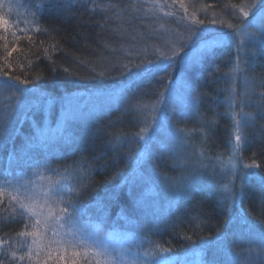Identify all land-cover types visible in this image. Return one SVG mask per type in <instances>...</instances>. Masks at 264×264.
<instances>
[{
  "label": "trees",
  "instance_id": "1",
  "mask_svg": "<svg viewBox=\"0 0 264 264\" xmlns=\"http://www.w3.org/2000/svg\"><path fill=\"white\" fill-rule=\"evenodd\" d=\"M176 1L204 10L210 16L206 23H211L214 17L226 19L249 0H55L67 7L43 8L39 6L52 5L53 0H0V18L8 21L0 25V84L11 85L7 101L0 96V120H10L9 135L0 137V264H99L94 252L101 249V236L110 238L105 244L110 255H100L106 264L116 262L115 253L128 261L161 248L171 250L163 253L169 264H207L218 242L239 254L233 257L236 264H264L259 241L250 244L248 237L250 230L264 228V118L257 108L264 92V53L254 40L256 55L242 64L245 78L227 79L235 66L230 45L215 47L200 61L195 80L201 94L199 115L188 113L187 120L178 122L189 131L193 148L180 167H172L169 152L167 156L156 149L157 141L145 148L137 134L143 135L141 129L150 122L143 121L146 114L138 108H112L72 122L63 135H45L50 138L47 148L27 149L36 135L32 121L43 119L47 99L54 100L49 110H56L63 98L78 90L86 93L136 82V90L129 93L135 104L164 91L179 74L177 51L192 44L186 41L193 30L203 33L200 25L184 19ZM164 57H172L171 64ZM147 60L160 70L136 75L134 65ZM229 87L235 89V111H241L244 99L248 103L243 112L251 114L239 143L224 102ZM17 88L26 89L22 105L17 104ZM168 107L177 106L169 102ZM170 114L172 124L176 116L174 111ZM201 117L216 122L207 134L199 131L201 121H195ZM227 160L231 167L221 172L219 165ZM201 163L207 168L196 174L194 190L187 196L177 179L191 177ZM44 164L53 177L45 192L39 191L40 203L59 199L50 194L58 187L64 203L54 207L81 206L78 227L83 245L65 243L72 239L69 235H51V243H59L57 250L43 235L35 243L27 235L34 229L29 214H22L16 179ZM171 176L175 183L163 186L168 183L164 178ZM43 209L47 213V207ZM148 257L146 264H153Z\"/></svg>",
  "mask_w": 264,
  "mask_h": 264
},
{
  "label": "rangeland",
  "instance_id": "2",
  "mask_svg": "<svg viewBox=\"0 0 264 264\" xmlns=\"http://www.w3.org/2000/svg\"><path fill=\"white\" fill-rule=\"evenodd\" d=\"M176 2L177 4L175 5V8L184 12L185 14L184 19L187 18L190 21L195 22L197 23V25H200L202 27L203 33L201 34L199 33L200 35H206L207 33H216V32H224L231 34L230 40L227 41L225 44L230 45L234 48L235 66H234V70L227 72L226 74L227 79L233 81L239 75L241 78L242 77L245 78L242 71V64L245 62V60H247L246 58L249 59L252 53L255 52L252 44L253 39L250 36L243 34V32H241L240 35H235L233 29H229L227 25L229 23L233 25H237L241 20L247 19L246 17H244L243 14L244 11H248L249 12L248 18H251V12L253 11V9H251L249 5L251 4L252 0L247 1L246 3H244L243 6L239 7L238 9L231 10L229 16L227 17L226 15V19L224 20L223 18L219 20L217 17H214L210 21L215 20L216 21L215 24H213L212 22L206 23L205 21L207 20L206 17L210 18V16H208L207 13L203 12L204 10L190 9L189 7L191 6L187 5L185 2L183 3H181L180 1H176ZM185 12L188 13L186 14ZM201 20L204 22L203 24L198 23ZM218 25L221 26L222 28L217 27ZM249 31H251V29ZM237 45L240 46L239 49L237 48ZM206 52L207 51H204L201 48L200 43H196L195 46H193V44H188L186 45L183 51L181 50L177 51L178 55L176 61L179 67V71H178L179 74L177 75L176 79H174L173 81L168 83V85L166 84L165 87H163L164 90L167 89L168 91L165 93L164 97H160L161 100H166V104H157L156 103L157 96L151 98L146 97L144 99L140 98L137 104L132 102L129 93L133 90H136V87L138 86L136 82L124 83L109 88H104L99 90L97 89L95 91L86 92V93L80 92L78 90L77 92H74L63 98L64 100L62 104H60L59 108H57L56 110L55 108L49 110L52 108V104L54 100L47 99L45 102V107L47 110L44 107L45 111L43 114V119L32 121V130L35 131V133H37V131L39 130L44 135H56L58 128H63L65 130L72 124V122L82 121L85 118H88L92 115L106 113L107 111L109 112V109L112 108L130 110L131 112L133 111V109L138 108L141 109L143 114H146L144 115L145 118L144 119L142 118L143 121L149 119L148 122H150L149 127L147 125L144 127V129L147 130L150 129L149 133L147 134V131H145V133L143 132L142 135L145 136L144 139V141L146 142L145 148L147 150L151 149L152 143L154 144V142L157 141L158 144L155 146L156 149L158 148L161 151H166L167 156L169 152L172 167L173 166L180 167L189 158L191 152L193 151V148L191 145L192 143L188 138L189 131L184 129V127H182L181 124H178V122L187 120L190 115H192L193 117L197 116L199 113L198 112L199 105L193 106L190 100V96L192 93L190 92L189 84L195 86V80H196V75H198L199 72L200 61L202 60L203 56H205ZM238 56L240 57L239 71H237ZM8 88H9L8 86L4 84H0V96L3 100L6 101L8 98L7 96L9 95ZM249 88L250 87L248 83L247 89L249 90ZM159 92H162V89ZM169 102H174L175 106L177 107L176 108L168 107ZM154 106L159 111H156L154 113L153 112ZM168 109H170L169 110L170 113L174 111L173 115H175L176 117H174L173 119H175V122L170 124L171 121L170 120L166 124L167 131L160 132L158 125L160 123V120L166 117L165 112L168 111ZM170 113L169 115H171ZM195 121L198 122L201 121V119ZM200 123L201 122H199L198 125ZM153 129H156V131L153 132ZM181 129H183L184 132L178 131ZM219 167L222 169L221 172L225 171L226 168L231 167L230 160L225 161L224 164L221 163ZM50 169L51 168H49L48 165L44 164L31 169L27 175L24 174L21 177H19V179H16L18 185L21 186V188H18L17 186L16 187L17 189L15 191L17 192V190H20V194L17 195L21 198L22 203L33 207L37 211H41V206L43 203L42 204L40 203L41 195H39V191L45 192V190H43L45 188L44 186H46L45 184H48V182L49 183L52 182L51 178L53 177V174H51ZM63 177L67 179V175ZM177 178L178 177L176 176V179ZM55 179L57 178L54 176V180ZM164 180L165 181L163 182H168V183L165 184L163 183V186H166V184L171 185L175 183V177L173 176L169 178H164ZM177 180L179 181L180 186H183L186 182V179L184 177ZM31 181H33L34 183L32 186L31 185L29 186V183H31ZM8 191L9 190H7V192ZM28 196L33 197V199L31 200L27 199L26 197ZM144 199L147 200L148 198H144ZM31 219L33 223L32 222L30 223L33 225L35 223V219L34 218ZM41 219L43 218L41 217ZM31 227L33 230V226ZM40 229H42V233L45 231L43 224L39 226V230ZM51 235H53L51 231H48L46 235H43L45 242L46 243L50 242V245L48 244L49 246H51L53 249L56 248L57 250H59L58 247L59 243H54L55 245L51 243L50 241L52 240ZM120 235L118 239L122 238L121 237L122 235L121 236ZM108 239H106L104 236H101L99 238V240L102 242V245H105L108 242ZM95 246L97 247V245ZM96 249L100 250V247L98 246ZM96 253L97 252H94L95 255H97ZM115 254L116 255H114V257H116V262H114V264H131V260H133V259L131 260L129 259L128 262L124 259L125 258L124 254L123 256H119L120 254L117 255V253ZM97 258L102 264H106L104 263L103 258L100 255H97ZM138 258L142 259L144 261V264H146V259H151L150 257L145 255L140 256ZM100 262L99 264H101Z\"/></svg>",
  "mask_w": 264,
  "mask_h": 264
},
{
  "label": "snow or ice",
  "instance_id": "3",
  "mask_svg": "<svg viewBox=\"0 0 264 264\" xmlns=\"http://www.w3.org/2000/svg\"><path fill=\"white\" fill-rule=\"evenodd\" d=\"M47 6H55V7H67V4L61 5L60 3H56L55 0H53L52 5H40L39 7H47ZM253 11L251 12V18L249 17V12L244 11V17L247 19L241 20L239 24L233 25L229 23L227 27L229 29H233V32L235 35H240L241 32L243 34L250 36L254 41H256L259 44V50L260 52L264 53V0H252L251 4L249 5ZM243 11V9H242ZM8 21L0 18V25H7ZM199 24H203L204 22L201 20L198 22ZM213 24L216 23L215 20L212 21ZM251 29V31H249ZM193 37H195V40H193ZM231 38V34L224 33V32H216V33H207L206 35H200L198 30H193L191 33V36H189L186 43H192L193 46H195L196 43H200L201 48L204 51L211 52L213 48L224 45L227 41H229ZM239 45H237V48L239 49ZM184 50V46H181V51ZM11 55V53H9ZM256 53L253 52L252 56H255ZM164 59L168 60L171 64L172 57H164ZM238 60V68L237 71H239V62L240 57H237ZM135 68V74L136 75H142V74H153L154 72L160 70L157 65L154 64L152 60L142 61L140 64L134 65ZM131 72L132 70L129 69ZM5 75H7L5 73ZM163 79V78H161ZM16 81H18L20 84L27 85V80H20L19 77L15 78ZM261 86L264 87V79L260 81ZM11 87V85H9ZM190 92L192 93L190 96V100L193 104V106H198V103L200 101V90L198 86H193L189 84ZM168 90L165 89L162 92L157 93V104H166V100H161L160 97H164L165 93ZM17 92L19 93V97L17 98V104L22 105L23 101L20 97L25 96L26 89L24 88H17ZM226 95L224 97V102L228 104L230 114L233 118V126L235 128V140L239 143L242 141V130L243 126L247 124L248 120L251 118V114L243 112V107H245L248 103V101L241 99L240 101V107L241 111L237 113L235 111L234 105L236 104V95H235V89L232 87H229L225 89ZM250 100V97H249ZM257 108L259 110L258 114L261 118H264V92H261L260 94V100L257 101ZM159 111L158 109L153 107V112ZM199 115V113H198ZM237 116H240L241 119H236ZM171 120L170 116H166L163 119L160 120V123L158 125L160 132L167 131L166 124ZM155 122V121H154ZM214 120H204L203 117H201V127L199 131L207 134V130L212 128L215 125ZM9 125L10 120L8 118H4L0 120V137H7L9 135ZM147 129H141V132H145ZM156 129H153V132H155ZM179 132H184L183 129L178 130ZM64 129L58 128L57 134L63 135ZM123 135V134H121ZM138 138L141 140L145 139V136L137 134ZM120 136L116 137V140H120ZM151 138V137H149ZM50 143V138L46 137L42 132L39 130L37 131L36 135L29 139L27 143V149L28 151H31L34 148H47L48 144ZM255 165H247L245 164V168H251ZM258 167V166H257ZM207 168V165L200 164L198 168L193 169V175L186 179L185 184L182 186V193L190 196L191 192L194 190L192 185L196 178V174L200 171V169ZM9 183L10 182H6ZM231 183V181H230ZM261 183L264 184V177H261ZM63 190L60 188H54L50 190V194L53 196L59 197V199L53 200L52 204L45 202V205L41 206V211L35 210L33 207L20 203V208L22 209V214L24 212L29 214L30 218L35 219V223L33 224L34 231L28 232V236H32L33 243L36 242L35 238L38 236L46 235L48 231H51L53 233V236H59L61 239H63V236L69 235L72 237L69 241H64L65 243H73V242H79L81 245H83L85 242L79 238V223H80V216L82 213V207L78 206L75 203L68 204L67 207H59L58 209L54 207V204H62L64 203L63 197L59 196L60 192ZM241 191H243V183L241 184ZM46 196L49 194H45ZM27 199H33V197L28 196ZM43 207H47V213L45 214L43 212ZM71 209V211H69ZM43 217V219H41ZM227 224V221H225ZM262 224H264V221H261ZM43 224L45 231L42 233L39 231V226ZM66 230V231H65ZM21 235H25V233H21ZM249 242L250 244L254 240L259 241V250L261 252H264V228H261L259 232H256L255 230H250L248 232ZM217 252L213 255V258L209 261H207V264H236L234 260V256L239 255L238 253H232L228 250L227 246L217 243L216 244ZM170 249H164L161 248L159 251L153 252V253H144L145 256H152L153 264H169L168 259L163 256V253L170 252ZM248 251H252L251 248L248 249ZM223 252V257H221L220 253ZM77 255L79 253H76ZM97 255H105L108 253V249L106 245H102L101 249L97 251ZM22 259V257H21ZM115 259V258H113ZM131 264H144V261L142 259L137 258L136 260H133Z\"/></svg>",
  "mask_w": 264,
  "mask_h": 264
}]
</instances>
